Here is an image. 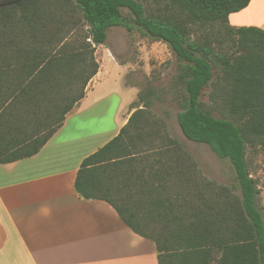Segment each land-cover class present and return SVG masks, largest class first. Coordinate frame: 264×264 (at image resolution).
Instances as JSON below:
<instances>
[{
	"label": "trees",
	"instance_id": "16d2710c",
	"mask_svg": "<svg viewBox=\"0 0 264 264\" xmlns=\"http://www.w3.org/2000/svg\"><path fill=\"white\" fill-rule=\"evenodd\" d=\"M249 2L0 0V164L37 154L61 128L98 72L95 51L110 29L140 32L168 46L173 76L166 87L138 93L118 136L81 163L76 193L113 206L155 244L158 264H264V214L251 175L256 157L264 159V30L228 22ZM167 101L187 140L230 162L233 184L207 178L151 110ZM137 159L159 163L149 169L165 178L160 189L179 195H109L124 188L118 178L134 180L133 170L117 168Z\"/></svg>",
	"mask_w": 264,
	"mask_h": 264
},
{
	"label": "crops",
	"instance_id": "0c3cea01",
	"mask_svg": "<svg viewBox=\"0 0 264 264\" xmlns=\"http://www.w3.org/2000/svg\"><path fill=\"white\" fill-rule=\"evenodd\" d=\"M228 22L235 28L264 30V0H250L231 13ZM95 58L98 72L61 128L37 154L0 164V264H158L151 240L127 227L109 203L85 200L74 188L83 160L118 136L135 111L131 105L139 93L136 85L123 80L133 65L119 60L106 44L96 48ZM121 164L118 175L129 170L137 175L134 180L118 178L117 184L127 185L107 190L109 195H179L160 189L165 178L160 180L149 169L159 163L137 159ZM157 209L164 213L166 206Z\"/></svg>",
	"mask_w": 264,
	"mask_h": 264
},
{
	"label": "rangeland",
	"instance_id": "374dc122",
	"mask_svg": "<svg viewBox=\"0 0 264 264\" xmlns=\"http://www.w3.org/2000/svg\"><path fill=\"white\" fill-rule=\"evenodd\" d=\"M105 44L119 60L133 65V70L123 80L136 85L141 95L151 87H166L173 76L176 58L166 44L154 42L137 31L129 34L123 28L110 29ZM151 110L160 116L166 114L171 133L193 155L207 178L226 185L233 184L235 174L228 160L218 158L207 145L194 143L183 136L177 123L178 109L175 105L169 101L155 102ZM251 171L252 177L258 181L259 204L264 214V159L260 155L256 157Z\"/></svg>",
	"mask_w": 264,
	"mask_h": 264
}]
</instances>
